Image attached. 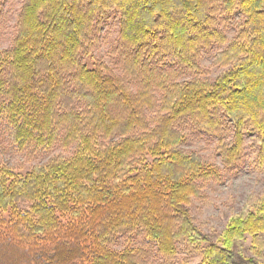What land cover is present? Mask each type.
<instances>
[{"label":"trees","instance_id":"obj_1","mask_svg":"<svg viewBox=\"0 0 264 264\" xmlns=\"http://www.w3.org/2000/svg\"><path fill=\"white\" fill-rule=\"evenodd\" d=\"M112 12L121 74L80 59ZM212 46L220 73L179 80ZM184 124L217 138L222 169L246 136L263 159L264 0H24L0 50V126L18 152L67 154L24 172L0 161V264H264V191L214 240L195 223L222 169L182 147ZM133 234L147 245L115 247Z\"/></svg>","mask_w":264,"mask_h":264},{"label":"rangeland","instance_id":"obj_2","mask_svg":"<svg viewBox=\"0 0 264 264\" xmlns=\"http://www.w3.org/2000/svg\"><path fill=\"white\" fill-rule=\"evenodd\" d=\"M24 0H0V50L9 47L16 34V25L22 3ZM232 21L221 28L226 32L230 40L235 35V21ZM119 31V19L115 12H112L97 34L93 38V48L89 54L80 56L82 62L88 67L97 63L106 65L115 73L121 74L119 70L120 58L116 52ZM219 47L212 46L209 49H202L199 65L201 73L195 75L191 72L185 74L182 79L208 78L213 80L223 69L214 63ZM151 117V114H148ZM186 140L182 147L187 151L197 152L204 160L224 168L221 157L218 153V140L205 131L193 129L189 124L182 125ZM223 136L230 139V130L222 131ZM259 148L254 139L245 137L243 159L234 164L231 170L222 169V178L217 181H209L204 184L201 196L194 198L189 206L194 221L211 239H216L223 230L228 217L238 212L248 196H258L264 191V156L260 159ZM57 154L66 155L67 152L60 148H54L47 154H29L18 152L11 145L6 133H3L0 126V161L18 172H24L34 165L43 164L49 158ZM131 235V234H130ZM118 236L115 247L117 249L125 246L142 247L147 242L140 236L133 234ZM246 241V246L248 245ZM153 261H161L162 258L151 255ZM199 260L197 256H190L182 252L177 255L176 262L179 264H194Z\"/></svg>","mask_w":264,"mask_h":264}]
</instances>
